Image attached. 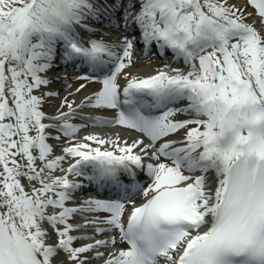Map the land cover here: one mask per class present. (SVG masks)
<instances>
[{
    "label": "snow or ice",
    "instance_id": "6c2138e0",
    "mask_svg": "<svg viewBox=\"0 0 264 264\" xmlns=\"http://www.w3.org/2000/svg\"><path fill=\"white\" fill-rule=\"evenodd\" d=\"M0 264H264V0H0Z\"/></svg>",
    "mask_w": 264,
    "mask_h": 264
},
{
    "label": "bare ground",
    "instance_id": "6f19581e",
    "mask_svg": "<svg viewBox=\"0 0 264 264\" xmlns=\"http://www.w3.org/2000/svg\"><path fill=\"white\" fill-rule=\"evenodd\" d=\"M140 70H142V69H134L133 72L136 73V72H138ZM76 86H78V85H74L73 88L76 87ZM55 89H57V87H55ZM92 89L93 88H89L87 91L90 92V91H92ZM63 94H67V93L66 92H60V95H63ZM86 94H87V92L82 93L81 95L76 96L75 97L76 101L79 102L83 98V95H86ZM62 98H60L59 103L55 106V109L46 111V113H53L54 114L56 112V109L60 106V103H61ZM70 99H71V97H70Z\"/></svg>",
    "mask_w": 264,
    "mask_h": 264
},
{
    "label": "rangeland",
    "instance_id": "374dc122",
    "mask_svg": "<svg viewBox=\"0 0 264 264\" xmlns=\"http://www.w3.org/2000/svg\"><path fill=\"white\" fill-rule=\"evenodd\" d=\"M78 83H80V82H77L76 84H78ZM90 87H93V86H90Z\"/></svg>",
    "mask_w": 264,
    "mask_h": 264
}]
</instances>
